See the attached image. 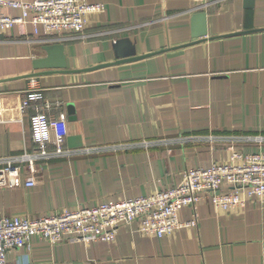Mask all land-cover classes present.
<instances>
[{"label": "crops", "instance_id": "obj_1", "mask_svg": "<svg viewBox=\"0 0 264 264\" xmlns=\"http://www.w3.org/2000/svg\"><path fill=\"white\" fill-rule=\"evenodd\" d=\"M86 1L104 10L87 15L82 38L34 35L29 24L0 32V156L34 150L32 111H20L29 83L22 77L45 56L42 47L57 44L69 72L34 79L46 100L61 104L46 113L66 123L63 148L77 153L36 162L33 187L24 186L23 169L18 187L0 189V217L148 197L177 185L185 170L229 162L233 149L264 156V0L199 11L207 36L195 44L193 0ZM125 38L137 56L169 50L85 71L113 62V43ZM179 219L196 226L158 239L141 234L135 221L110 243L51 246L33 236L28 257L33 264H264V197L229 212L204 198ZM24 255L11 251L7 261Z\"/></svg>", "mask_w": 264, "mask_h": 264}, {"label": "built area", "instance_id": "obj_2", "mask_svg": "<svg viewBox=\"0 0 264 264\" xmlns=\"http://www.w3.org/2000/svg\"><path fill=\"white\" fill-rule=\"evenodd\" d=\"M226 1L193 0L198 12ZM5 9L16 10L19 15L8 16L2 12ZM103 10V5L86 0H0V32L29 24L34 35L75 34L82 38L87 15ZM28 81V87L22 93L20 111H32L30 120L35 148L20 155L0 156V189L18 187L25 168L29 177L24 180V186L33 187L36 162L77 155L75 151L63 148L66 123L49 118L46 113L61 104L46 100L34 78ZM1 117L0 108V123ZM254 197H264V156L233 149L229 162L213 163L205 169L185 170L177 185L148 197L86 206L75 211L64 210L35 218L0 217V264H33L28 257L33 236L51 246L68 239L83 243H110L122 225L138 221L141 234L160 239L176 230L195 227V219L183 222L179 219V212L186 207H194L204 198L214 209L229 212L243 207L245 199ZM21 249L26 255L9 263L7 254Z\"/></svg>", "mask_w": 264, "mask_h": 264}, {"label": "water", "instance_id": "obj_3", "mask_svg": "<svg viewBox=\"0 0 264 264\" xmlns=\"http://www.w3.org/2000/svg\"><path fill=\"white\" fill-rule=\"evenodd\" d=\"M244 1L250 4H252L253 2V0H244ZM190 24H191V39H192V42L190 44H195L203 41L204 38L207 36L206 14L204 12L193 13V15L190 18ZM112 47L115 58L113 62L98 65L96 67H91L89 69H85V71H92L100 68L118 65L121 63L137 61L139 59L157 55L163 53L166 50H169L166 49L155 53H150L148 55L137 56L133 44L130 42L129 39L126 38L114 41ZM42 51L45 53V56L32 61V70L34 72L23 76L22 77L23 79L38 78L53 73L69 72L67 70V65L65 61V56L63 54L62 45L57 44V45L45 46L42 47ZM69 112L70 113L72 112L71 109L69 110Z\"/></svg>", "mask_w": 264, "mask_h": 264}]
</instances>
